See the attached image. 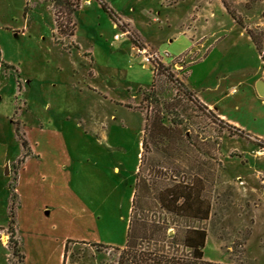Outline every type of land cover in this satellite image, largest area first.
<instances>
[{
    "label": "rangeland",
    "instance_id": "obj_1",
    "mask_svg": "<svg viewBox=\"0 0 264 264\" xmlns=\"http://www.w3.org/2000/svg\"><path fill=\"white\" fill-rule=\"evenodd\" d=\"M104 1L59 25L50 0H0V264H117L139 169L153 189L137 216L204 227L207 260L264 264V69L247 33L264 53V0ZM186 77L244 133L192 102ZM152 108L167 137L144 133ZM194 181L208 220L159 206Z\"/></svg>",
    "mask_w": 264,
    "mask_h": 264
},
{
    "label": "trees",
    "instance_id": "obj_2",
    "mask_svg": "<svg viewBox=\"0 0 264 264\" xmlns=\"http://www.w3.org/2000/svg\"><path fill=\"white\" fill-rule=\"evenodd\" d=\"M50 1H52L53 8L56 10L59 25H62L60 22V14L65 15L70 21L80 4V0ZM97 2H99L104 9L109 8L104 0H97ZM60 8H63L64 11L60 12ZM229 11L235 16L233 11ZM238 20L241 22L240 19ZM247 33L261 57L262 67L264 69V53H262L260 40L257 34L248 28ZM161 68L160 63L158 66H154V79L152 81L150 94H152L155 89L157 74ZM172 76V73H167V78L171 81ZM179 84L182 87L184 86L182 82H179ZM186 90L187 97L192 102L208 109V106L200 101L193 89L189 88ZM153 95L155 96V94ZM145 97L146 96H144V98ZM153 99L158 105L163 103V101H159L157 97L150 98V101L152 102ZM177 100L178 98L175 95L168 102V109L170 110L169 113L171 112L172 114V123L179 125L182 122L176 119L174 120L176 116H179V104ZM162 113L163 112L158 108H152L150 112H147L144 133L149 131L151 136L160 134L165 137L168 136L169 132L172 130L171 125L165 123V118ZM228 127L244 133V130L233 124L229 123ZM145 146L146 141L144 137L142 139V148H145ZM140 162L142 163V157L140 158ZM139 171L140 169L136 177L135 193L132 199V210L129 216L126 242L121 248L117 264H227L204 258V249L208 237L207 230L204 227L186 225L183 230L180 232L178 230V232L171 235L169 234V229L172 226L166 220L149 219L146 215L137 216L135 208L137 207L138 195L141 191L151 195L153 189L149 181L140 178ZM196 183L195 181L192 183L184 182V184L178 182L161 188L157 196L159 206L167 212L176 214L177 216L194 219L198 222L209 219L211 214V201L203 195V188L200 185L197 186Z\"/></svg>",
    "mask_w": 264,
    "mask_h": 264
},
{
    "label": "crops",
    "instance_id": "obj_3",
    "mask_svg": "<svg viewBox=\"0 0 264 264\" xmlns=\"http://www.w3.org/2000/svg\"><path fill=\"white\" fill-rule=\"evenodd\" d=\"M210 52H211V49L208 51L207 54H210ZM188 71H189V70H188ZM186 82H187L188 86H189L191 89H193V90L195 91L197 97L200 99V101H201L202 103H204V104L207 105L209 108H212V109H214L216 112H218V114L220 115V117H221L222 119H225L228 123L233 124V125H236V126L238 125L235 121L233 122L231 119H229V117L227 116L226 113L217 110V108L214 106L215 103H214L213 99L208 98V97H204V96L202 97V96L198 95V93H197V91L195 90V88L192 87L190 83H188V81H187V77H186ZM237 127H238V126H237ZM239 128H240V127H239ZM241 129H242V128H241ZM200 188H201V187H200ZM207 220H208V219H207Z\"/></svg>",
    "mask_w": 264,
    "mask_h": 264
},
{
    "label": "water",
    "instance_id": "obj_4",
    "mask_svg": "<svg viewBox=\"0 0 264 264\" xmlns=\"http://www.w3.org/2000/svg\"><path fill=\"white\" fill-rule=\"evenodd\" d=\"M256 87H257L258 93L261 96H264V80L263 79L258 80Z\"/></svg>",
    "mask_w": 264,
    "mask_h": 264
}]
</instances>
